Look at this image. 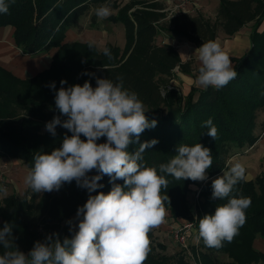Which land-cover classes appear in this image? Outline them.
<instances>
[{"label":"trees","instance_id":"trees-1","mask_svg":"<svg viewBox=\"0 0 264 264\" xmlns=\"http://www.w3.org/2000/svg\"><path fill=\"white\" fill-rule=\"evenodd\" d=\"M106 1L9 0L8 14H0V28L14 29V42L22 55L57 51L50 67L32 79L17 78L0 65V158L22 160L31 170L37 152H51L60 146L65 134L71 135L60 126L55 137L46 130V123L59 114L55 110V91L36 97L33 91L36 81L57 75L54 82L58 90L61 80L67 81L64 87L82 85L86 80L95 87L96 77L113 81L122 77L124 87L136 92L143 101L147 118L158 122L140 137L141 143L159 141L144 153L148 166L158 168L159 164L168 162L177 154L180 144L201 143L211 150L213 164L206 172L208 181L203 183L199 197L204 213L213 214L216 206L226 200L212 199V181L229 170L232 157L259 140L257 118L264 112V0H219L215 19L202 14L168 18L164 3L154 0H130L121 8L114 2L113 8L119 12L108 20L124 25L126 45L123 50L111 43L106 45L113 54L112 60L94 43L90 48V42H66L67 33L74 25L94 6L106 5ZM247 25H252L250 50L241 58L230 57L238 73L235 80L220 90L192 88L188 95L173 87L177 69L190 75L193 62H183L180 51L172 45L159 44L157 37L161 33L200 47L203 42L217 41L221 31L232 38ZM85 72L90 75H83ZM162 91L167 95H162ZM209 118L218 129L215 140L203 126ZM99 142H105V138ZM138 147L131 144L127 150L134 152ZM167 179L168 188L161 192L169 197V204L165 201L166 218L174 224L193 220L192 201L196 187L201 184L190 179L177 181L170 176ZM100 183L104 187L97 192L111 190L109 177L104 176ZM237 194L252 201L246 210V223L233 241L225 242L221 248H208L201 240L192 252L202 264H264V253L254 248L258 237L264 239V173L252 181L239 182L233 192ZM87 198V190L78 187L75 181L50 193H35L30 188L25 196L14 194L0 200V228L5 222L12 224L14 243L27 254L34 242H43L48 234L70 236L66 222L76 215L78 206ZM148 237L150 252L144 264H190L183 257L163 254L167 247L155 239L153 230ZM3 251L0 247V253ZM218 256L228 260L221 261Z\"/></svg>","mask_w":264,"mask_h":264},{"label":"clouds","instance_id":"clouds-1","mask_svg":"<svg viewBox=\"0 0 264 264\" xmlns=\"http://www.w3.org/2000/svg\"><path fill=\"white\" fill-rule=\"evenodd\" d=\"M9 0H0V14H8ZM112 14L108 5L96 8L95 15L103 20ZM93 46L92 42L89 47ZM200 62L193 83L197 87L220 90L238 76L232 60L219 42H203L195 50ZM103 55L112 60L110 49ZM83 75H90L85 72ZM48 86L55 91V110L59 113L46 123V130L55 137L57 126L71 135L62 137L60 146L51 152H37L34 165L24 183L35 193L59 191L65 183L75 181L86 189L88 198L78 206L76 215L66 223L70 236L48 234L43 242L36 241L25 254L14 243L13 225L5 222L0 228V264H144L150 252L149 232L159 226L167 215L162 189L169 185L168 176L179 180L205 181L212 166L211 150L201 143L180 144L177 154L166 163L148 166L144 153L159 141L140 142L145 130L154 129L157 120H149L148 111L138 94L124 87L123 78H95L96 86L86 80L82 85ZM162 95H167L162 91ZM63 117V119H62ZM204 127L214 140L218 129L212 118ZM83 137L84 139H82ZM101 138L105 142L100 143ZM139 145L129 152V145ZM95 172L94 175L90 173ZM109 177L107 193L100 183ZM122 180L123 183L116 181ZM246 180V169L232 163L229 170L212 181V199L224 201L213 214L198 219L196 239L208 248H221L231 243L246 223V210L251 198L233 195L235 186ZM0 193L7 189L0 186ZM96 193V194H93ZM75 221V222H74Z\"/></svg>","mask_w":264,"mask_h":264},{"label":"crops","instance_id":"crops-1","mask_svg":"<svg viewBox=\"0 0 264 264\" xmlns=\"http://www.w3.org/2000/svg\"><path fill=\"white\" fill-rule=\"evenodd\" d=\"M125 2L129 0H124ZM158 2L164 3L165 8L171 9L175 4H183L186 2L184 8V12L182 14L190 15V16H198L199 14L205 15L210 19H215L218 15L219 11V0H154ZM232 1V0H231ZM251 27L252 25H247V27L243 28L240 32L235 34L232 38L224 35L221 31L219 32V37L217 42L220 43L224 52L232 57L241 58L245 56L250 50L251 46ZM14 29L11 27H2L0 28V65L3 68L11 71L17 78L20 79H32L45 72L51 65L54 53L51 51L42 53V54H32V56L22 55L20 49L16 46V42H14ZM68 35V34H67ZM158 43L170 44L173 47L177 48L180 51L183 62H189L193 59H197V54L195 50L198 48L193 43H189L185 40H180L178 38H173L165 33H161L158 37ZM98 45L97 43H95ZM121 48V47H120ZM122 49V48H121ZM124 49V48H123ZM50 58V59H49ZM198 62V59H197ZM192 64V65H193ZM199 64V63H198ZM199 89H204L202 87H198ZM264 120V112L259 113L258 115V128L256 129V135H259L262 131V125ZM262 145V144H261ZM259 150L256 152H252L250 154L249 159L252 164H260L261 161L259 159L262 157L259 156ZM264 156V155H263ZM233 158V157H232ZM237 159V157H236ZM231 163H235L237 160L230 159ZM229 160V161H230ZM7 167V179L9 181V188L7 189V193H0V200L7 198V196L18 195L23 196L29 191V187L24 183V178L31 171L28 166L24 164V162L19 159L11 158V157H2L0 158V168ZM254 166L247 165L246 169V179L249 181L254 180L257 177V173L263 172V165L261 163L260 172H256V170L252 171ZM249 171H248V170ZM248 177V178H247ZM205 180L204 182H207ZM201 183V181H199ZM173 224V223H172ZM165 229V228H164ZM163 232V231H162ZM166 244V243H165ZM254 248L257 251L264 253V239L258 237L254 242Z\"/></svg>","mask_w":264,"mask_h":264},{"label":"rangeland","instance_id":"rangeland-1","mask_svg":"<svg viewBox=\"0 0 264 264\" xmlns=\"http://www.w3.org/2000/svg\"><path fill=\"white\" fill-rule=\"evenodd\" d=\"M129 1L125 2L124 0H107L105 2V4L110 6V8L112 9V14L108 18L103 19V20L99 19L95 15V8L96 7L94 6L90 10L88 15L81 18L74 25V28L71 29L67 33L68 35L66 37V42L73 43L75 41H80L83 43H89V42H92L94 44L97 43L98 45H96V44L95 45L101 51L106 47V45L108 43H111L117 47L118 46L121 47L122 49L121 48L120 49L123 50V48L126 45L125 27L121 23L113 24L108 19L112 16H117V14L119 12L118 8L117 9L113 8L112 4L114 2L118 3L117 4L118 7L121 8L125 4H127ZM155 2H157V1H155ZM182 13L183 12H179L178 14H182ZM94 17L96 18L95 20H93ZM50 51L52 52V54L53 53L55 54L57 50L52 49ZM229 56L232 57V55H229ZM232 58H234V57H232ZM193 61H194V64H193L192 72L190 75H186V74L182 73L180 71V69H177V71L175 72V81L173 83V87L178 88V90H181V92L184 95H188V93L191 92L192 88H198L193 83V81H194L195 77L198 75V69L200 67V62L199 61L197 62L196 58H194ZM56 77H57V75H51V76H47V79H44L40 82L36 81L35 84H33L34 85L33 91H34V93L36 91V93H35L36 97L42 98L44 96L43 95L44 92L52 91V89L48 85L50 83L54 82ZM257 120H258V118H257ZM257 128H258V123H257ZM257 136H259V140L253 146H251L250 149L245 148V152L237 154V156H234L233 158H231L232 160L233 159L237 160L236 162L241 163L244 167H246L247 165H249V166L253 165L254 168H252L251 172L254 170H256V172H260L261 163L263 165V170H264V156H263L264 155V122L262 125V131ZM258 150H259V153H258L259 156H261V154H262V157L259 159V161H261V163L251 165V161L247 158L250 157V154H252V152H256ZM236 157H237V159H236ZM230 163H231V160L228 162L229 166H231ZM262 173H264V171L263 172L261 171L260 174L257 173V177L260 176ZM247 181H249V180H247ZM203 183H205V182L201 181V183H199V184H201V186L199 185L198 187H196L197 189L194 192L196 195V197H195L196 200L194 199V201H192V210H193V215H194L193 220L182 222V223L194 222L196 224V228L193 229V232H194L193 237L196 241H198L196 239L197 232H198V219H196V218L200 217V216L203 217L205 215L204 210L202 209V206H200L201 199H200V197H197V192H199L201 190V187H203ZM26 194H24L23 196H25ZM167 214H168V212H167ZM166 216H165L164 221L159 226L152 229L154 232L155 239L159 243H161L167 247V252H162V253L166 254V255H168V254L173 255L175 257H177V256L181 257V258L183 257L185 259V261H187V262H188V260H190V264H202V262L200 261V258H198V256L195 257V253H193L194 250L196 249L197 245L193 246V244H192V246H193V248H192V246H190L188 244V241L185 244L184 243L180 244V242L179 243L176 242V240L174 239L175 235L173 234V229H174V227L176 228L177 226L173 225L171 223L172 219H169L168 217L166 218ZM74 217H72L71 219H73ZM176 225L180 226L179 224H176ZM194 239H191L189 242L193 243ZM198 242H199L198 243V246H199L201 240H199ZM187 245H188V247H187ZM192 250H193V252H192ZM218 258H219V256H218ZM191 259L193 260V262ZM219 259L221 261H226L227 257L225 259V258H222V256H221V258H219Z\"/></svg>","mask_w":264,"mask_h":264},{"label":"built area","instance_id":"built-area-1","mask_svg":"<svg viewBox=\"0 0 264 264\" xmlns=\"http://www.w3.org/2000/svg\"><path fill=\"white\" fill-rule=\"evenodd\" d=\"M158 2V1H157ZM186 2L183 3V4H175V6H173L171 9H166L164 10L165 12L168 13V18H173L175 17L176 15H178L179 12H184V6H185ZM170 89H172V87H170ZM7 167L4 166V167H1L0 168V186L8 189L9 188V181L7 179ZM200 191L197 192V197H199ZM196 221V220H195ZM173 225L177 226L176 228L174 227L173 229V234L175 235L174 236V239L176 240V242H180L181 243H186L188 241V244L190 246H198V241H196L193 237V229L196 228V224L194 222H188V223H181L179 224L180 226L176 225L173 223ZM191 239H194V242H189ZM196 241V242H195ZM186 246V245H185ZM192 246V247H193ZM188 247V245H187Z\"/></svg>","mask_w":264,"mask_h":264}]
</instances>
